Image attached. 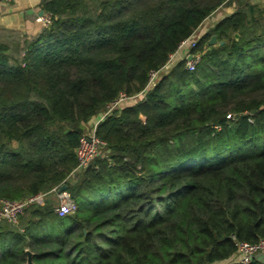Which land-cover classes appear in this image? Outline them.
<instances>
[{
  "label": "trees",
  "instance_id": "obj_1",
  "mask_svg": "<svg viewBox=\"0 0 264 264\" xmlns=\"http://www.w3.org/2000/svg\"><path fill=\"white\" fill-rule=\"evenodd\" d=\"M231 1L43 0L49 25L0 43V200L64 185L77 203L0 223V264H238L236 243L264 241V17L237 8L194 71L165 70Z\"/></svg>",
  "mask_w": 264,
  "mask_h": 264
},
{
  "label": "built area",
  "instance_id": "obj_2",
  "mask_svg": "<svg viewBox=\"0 0 264 264\" xmlns=\"http://www.w3.org/2000/svg\"><path fill=\"white\" fill-rule=\"evenodd\" d=\"M18 0H0V4H10ZM29 1V0H27ZM37 22L40 24L41 28L49 25L50 20L47 15L43 13L42 16L37 17ZM200 35H192L189 39L182 42L177 52L170 57V60L174 59L175 56L179 59L178 61L188 60L191 56V60L187 61L186 69L189 72L194 71L195 66L200 61L199 57H194L190 55V52L195 48V43L197 42ZM169 60L168 64L171 63ZM159 73H152L149 79V83L145 90L152 85L153 80ZM132 99V98H130ZM129 100V98L121 97L119 101L113 104L104 115L106 116L113 108L118 106L124 101ZM103 116V117H104ZM96 125L84 135L79 142V148L77 149L76 155L78 160V169H84L90 165L93 159L99 156L100 151L104 147V143L100 141L96 135ZM50 193L55 194L56 206L54 208V213L59 217L63 218L72 215L77 210V203L70 197L66 192H59L58 188H54L51 192L47 194H37L31 198H28L20 202H8L5 200H0V223H7L9 225L15 226L18 223L20 216L23 215L26 208L30 206L44 207ZM236 253L235 257L238 264H250L257 255H264V241H260L257 244H247V243H236Z\"/></svg>",
  "mask_w": 264,
  "mask_h": 264
},
{
  "label": "crops",
  "instance_id": "obj_3",
  "mask_svg": "<svg viewBox=\"0 0 264 264\" xmlns=\"http://www.w3.org/2000/svg\"><path fill=\"white\" fill-rule=\"evenodd\" d=\"M43 0H18L10 4H0V38L13 32L24 34L29 37L35 36L40 31V24L37 22L40 7ZM248 6L253 14H261L264 17V0H232L226 5L217 9L197 30L196 34L202 36L208 29L215 28L224 19L230 17L239 7ZM237 38L239 35L235 34ZM214 45H221L217 41ZM223 45V44H222ZM55 195L50 193L47 197L51 199ZM51 202V201H50ZM234 261L237 262L236 257ZM230 264V263H227Z\"/></svg>",
  "mask_w": 264,
  "mask_h": 264
},
{
  "label": "rangeland",
  "instance_id": "obj_4",
  "mask_svg": "<svg viewBox=\"0 0 264 264\" xmlns=\"http://www.w3.org/2000/svg\"><path fill=\"white\" fill-rule=\"evenodd\" d=\"M197 35V34H196ZM5 37V38H4ZM4 37H1L0 38V43H6L8 45H11L13 46V44H16L15 42L18 41V36L17 34H12V33H9L7 35H5ZM179 59L177 58V56L174 57V59L170 60L171 63L167 66H165V70L166 71H170L171 68L173 67V65L177 64L178 62L181 63L185 68H186V65H187V61L186 60H182V61H178ZM167 72H161L159 73L155 79L153 80L152 82V85L157 83L159 81V79L164 75L166 74ZM229 117V116H228ZM230 119H232V117H230ZM87 129V128H86ZM85 133L87 134L88 132L85 131ZM50 198V197H49ZM47 199V201H51L55 206H56V201H55V195H53V197H51V199Z\"/></svg>",
  "mask_w": 264,
  "mask_h": 264
},
{
  "label": "water",
  "instance_id": "obj_5",
  "mask_svg": "<svg viewBox=\"0 0 264 264\" xmlns=\"http://www.w3.org/2000/svg\"><path fill=\"white\" fill-rule=\"evenodd\" d=\"M42 15H43V12H40L39 13V16H42ZM235 38L237 39V36H235ZM215 43H216V38L213 36L210 39V41H209V45L211 46V45H214ZM220 44L222 45L223 43H220ZM188 60H191V56L188 57ZM65 190H66V186H64V185L61 186L58 189L59 192H63ZM26 254H27V264H32V261H31V253L27 252ZM255 259L258 260V261H260V262H263L264 263V255H257V256H255Z\"/></svg>",
  "mask_w": 264,
  "mask_h": 264
}]
</instances>
